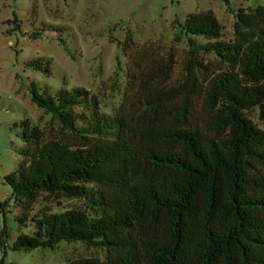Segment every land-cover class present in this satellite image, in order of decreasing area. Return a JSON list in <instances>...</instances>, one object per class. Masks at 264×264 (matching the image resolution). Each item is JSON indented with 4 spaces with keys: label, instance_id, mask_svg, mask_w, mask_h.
<instances>
[{
    "label": "trees",
    "instance_id": "16d2710c",
    "mask_svg": "<svg viewBox=\"0 0 264 264\" xmlns=\"http://www.w3.org/2000/svg\"><path fill=\"white\" fill-rule=\"evenodd\" d=\"M261 10L237 14L230 42L222 41L212 11L177 23L176 42L186 37L190 48L185 79L142 103L154 114L173 99L168 123L156 117L138 123L123 112L106 116L85 89L51 95L31 84L32 102L85 142L47 139L22 122L24 160L5 178L13 197L88 198L99 209L95 216L76 209L36 217L33 233L20 235L13 250L81 242L106 251V259L67 264H264V131L247 116L256 107L264 111ZM203 54L216 55L227 67L206 85L200 82L201 69L207 70L199 61ZM29 66L50 72L40 60ZM202 95L207 114L198 120ZM82 106L90 111L83 127L75 111ZM7 206L0 203V210Z\"/></svg>",
    "mask_w": 264,
    "mask_h": 264
},
{
    "label": "rangeland",
    "instance_id": "374dc122",
    "mask_svg": "<svg viewBox=\"0 0 264 264\" xmlns=\"http://www.w3.org/2000/svg\"><path fill=\"white\" fill-rule=\"evenodd\" d=\"M0 0V242L7 229L6 246H0V261L6 264H67L78 259L105 260L104 250L81 242H61L54 250L14 251L17 238L31 235V222L45 214L82 210L91 216L98 207L88 198H64L40 193L34 202L16 200L5 178L19 169L24 143L20 124L28 121L40 128L47 139H62L71 144L85 142L60 127L43 109L32 102L31 84L41 92L85 89L99 103V110L114 117L122 112L138 123L156 117L171 122V107L157 113L146 112L142 103L150 95L163 94L182 83L187 72L190 48L186 37L176 42L178 22L190 14L212 11L222 28V41L234 39L237 14H251L264 0ZM35 34H40L34 38ZM205 44L204 38H197ZM62 41V42H61ZM40 60L49 74L29 64ZM199 61L200 82L227 69L214 54H203ZM78 124H87V107H77ZM207 114L206 98L196 104L195 117ZM248 118L264 131V111L256 107ZM146 120V121H147ZM15 126H19L15 128ZM91 187V186H90ZM23 219V223L18 220Z\"/></svg>",
    "mask_w": 264,
    "mask_h": 264
}]
</instances>
